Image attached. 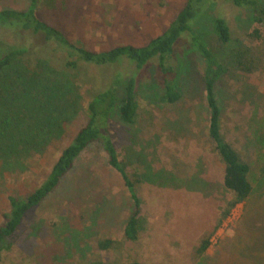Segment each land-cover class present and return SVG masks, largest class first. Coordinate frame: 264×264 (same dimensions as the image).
<instances>
[{
    "label": "rangeland",
    "instance_id": "1",
    "mask_svg": "<svg viewBox=\"0 0 264 264\" xmlns=\"http://www.w3.org/2000/svg\"><path fill=\"white\" fill-rule=\"evenodd\" d=\"M186 1L38 0L34 12L73 43L99 51L147 44L167 28ZM209 3L193 25L203 41L219 55L242 43L259 49L262 57L258 70L247 75L223 72L214 88L222 132L250 165L253 190L249 198L237 204L227 218L221 217L232 195L224 186L223 164L207 135L208 110L201 89L203 59L181 40L175 49L177 60H182L177 79L180 99L160 102L142 85L137 90L135 123L121 122L117 108L111 114L110 134L118 158L136 180L140 196L144 229L138 240L122 239L133 208L129 192L102 148L90 145L76 157L59 186L27 211L16 244L3 254L0 264H80L96 259L121 264H264V45L248 36L250 29L241 22L244 12L228 0ZM29 4L30 0H0V10H25ZM215 16L226 19L231 46L219 41ZM17 41L0 34V54ZM33 51L27 56L31 65L50 50L37 47ZM61 58L55 54L54 64L60 65ZM96 71L95 66H81L79 81L86 84L73 89L76 111L65 116L50 135H39L43 140L40 154L30 155L20 148L4 161L0 222L1 213L8 209L7 195L23 198L38 187L62 149L86 123L92 86L107 85L111 78ZM84 73L91 83L85 81ZM123 85L118 87L117 106L124 95ZM104 237L115 240L106 252L97 247ZM206 237L210 245L198 255L197 248Z\"/></svg>",
    "mask_w": 264,
    "mask_h": 264
},
{
    "label": "trees",
    "instance_id": "2",
    "mask_svg": "<svg viewBox=\"0 0 264 264\" xmlns=\"http://www.w3.org/2000/svg\"><path fill=\"white\" fill-rule=\"evenodd\" d=\"M228 1L245 13L241 22L250 29L248 36L252 41L264 45V1ZM209 2L187 0L167 28L143 46L122 45L99 51L73 43L60 29L40 19L34 12L38 0H30L25 10H0V34L18 40L0 54V170L3 165L5 167L4 161L9 155L17 154L20 148L29 151L30 155L40 154L38 150L43 140L39 135H50L65 116L76 111L78 102L73 97V89L86 84L79 81L81 66H95L103 77H111L107 85L95 87L97 89L92 86L86 123L77 129L71 142L62 149L43 182L23 198L11 193L7 195L8 209L1 213L0 222V259L16 244L19 227L27 211L40 204L59 186L76 157L90 145L102 148L109 166L121 176L129 192L133 208L122 230V239L127 242L138 240L144 229L140 196L136 180L130 177L118 158L117 146L110 134L111 114L117 108L115 112L121 122L135 123L139 109L137 90L142 85L151 90L160 102L176 103L180 99L177 79L182 60H177L175 49L181 40L182 43L188 42L203 59L201 89L208 110L207 135L223 164L224 186L232 195L221 217L227 218L237 204L249 198L253 190L249 180L250 165L222 132L221 111L214 88L223 72L233 70L247 75L258 70L262 57L259 49L242 43L225 55H219L203 41L193 25L205 8H209ZM213 24L219 41L231 46V30L226 19L215 16ZM37 47L50 51L45 56L36 57L31 65L27 56ZM55 54L62 55L58 66L53 62ZM84 74L85 81L90 82ZM121 84H124V95L117 106V91ZM42 129H45L44 132L37 134ZM114 243V239L104 237L97 242V247L106 252ZM209 245V237L204 238L197 254L202 255ZM80 264L121 263L96 259ZM129 264L142 263L133 261Z\"/></svg>",
    "mask_w": 264,
    "mask_h": 264
}]
</instances>
